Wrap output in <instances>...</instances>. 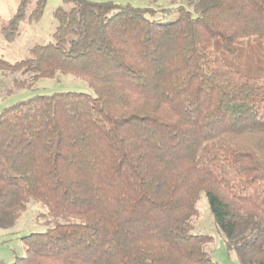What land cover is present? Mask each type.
<instances>
[{"label":"trees","instance_id":"trees-1","mask_svg":"<svg viewBox=\"0 0 264 264\" xmlns=\"http://www.w3.org/2000/svg\"><path fill=\"white\" fill-rule=\"evenodd\" d=\"M46 1L26 15L21 0L5 41ZM62 1L52 43L0 56V73L29 77L18 88L63 74L92 90L0 109V229L30 202L48 225L10 264H216L211 238L190 233L201 192L239 264H264V72L243 74L213 49L257 38L264 57V0Z\"/></svg>","mask_w":264,"mask_h":264},{"label":"rangeland","instance_id":"rangeland-1","mask_svg":"<svg viewBox=\"0 0 264 264\" xmlns=\"http://www.w3.org/2000/svg\"><path fill=\"white\" fill-rule=\"evenodd\" d=\"M21 0H0V56L9 63L30 58L29 50L36 45L52 43V34L56 27L53 18L54 11L65 6L62 0H47L41 19L38 22L19 24L18 35L12 42L5 41L1 29L15 13ZM92 2H111L117 5H132L137 8L154 10L171 9L181 5V0H89ZM37 0H29L26 15H29ZM156 18H160L158 15ZM213 49L235 70L250 77H260L264 72V57L262 43L257 38H246L237 44L233 54L223 53L219 43L215 42ZM29 77L19 73L4 75L0 73V109L10 106L19 100H26L37 95L62 92H77L92 95L88 84L71 75L57 74L52 79H41L29 88H18L16 83ZM196 213L190 220L192 235L207 236L211 242L205 247L210 259L216 264H239L235 254L225 247L224 237L216 226L208 205L206 195L201 192L195 205ZM44 209L30 202L27 210L17 220L11 229H0V261L10 264L16 258L24 256L21 238L30 233H41L47 228L45 218L41 214Z\"/></svg>","mask_w":264,"mask_h":264}]
</instances>
